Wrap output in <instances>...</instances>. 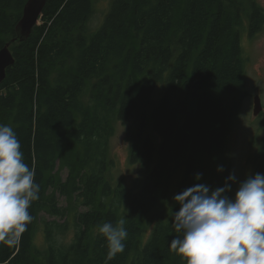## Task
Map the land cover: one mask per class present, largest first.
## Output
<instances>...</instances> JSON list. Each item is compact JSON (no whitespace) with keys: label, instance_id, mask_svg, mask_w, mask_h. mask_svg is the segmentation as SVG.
I'll return each instance as SVG.
<instances>
[{"label":"trees","instance_id":"1","mask_svg":"<svg viewBox=\"0 0 264 264\" xmlns=\"http://www.w3.org/2000/svg\"><path fill=\"white\" fill-rule=\"evenodd\" d=\"M26 2L0 0V50L16 36ZM43 14L26 40L12 43L14 63L0 83V123L13 127L40 185L26 230L14 243L0 239V264H186L169 250L179 205L172 199L167 211H153L162 199L157 165L189 154L172 198L195 183L224 186L229 162L218 172L193 153L226 154L244 90L242 33L262 29L264 8L257 0H110L94 29V0H48ZM137 109L148 116L129 131V162L148 172L134 190L109 181L107 171L112 122ZM251 143V175L264 173V136ZM60 197L73 203L72 219L41 218L62 217ZM147 218L150 233L140 242ZM120 219L126 248L109 261L96 227ZM41 223L44 244L36 248Z\"/></svg>","mask_w":264,"mask_h":264},{"label":"clouds","instance_id":"2","mask_svg":"<svg viewBox=\"0 0 264 264\" xmlns=\"http://www.w3.org/2000/svg\"><path fill=\"white\" fill-rule=\"evenodd\" d=\"M35 176L24 162L13 127L0 123V239L7 237V243H14L32 220L29 209L40 193ZM201 176L194 179L199 181ZM229 182H237L234 173L222 187L195 183L173 196L179 208L172 212L170 223L177 235L169 250L186 264H264V173L239 182L234 196L227 195L232 191ZM125 223L120 219L96 227L106 241L109 261L126 248Z\"/></svg>","mask_w":264,"mask_h":264},{"label":"rangeland","instance_id":"3","mask_svg":"<svg viewBox=\"0 0 264 264\" xmlns=\"http://www.w3.org/2000/svg\"><path fill=\"white\" fill-rule=\"evenodd\" d=\"M257 1L264 8V0ZM109 3L110 0H94V15L89 24L92 29L100 24L109 7ZM43 15H41L38 24L42 22L41 18ZM130 43L133 45L135 39H131ZM242 47L243 56L245 57L244 90L239 95L242 99L241 107L236 115L233 129L228 139L226 154L221 160H211L199 152L193 153L195 158L200 161L209 162L217 168L223 166L224 170L221 172L226 171V162H229L230 173L235 174L237 181L233 183L234 193L239 182H242L247 176L252 174V167L247 160L253 148V144L251 143L252 139H259L264 136V25L255 36H250L244 31L242 33ZM256 96L260 97L262 106L259 114L254 113ZM141 114L146 117L148 116L146 111L142 112L140 109H137L125 120L115 119L112 122L113 134L110 137L108 146V159L110 163L107 171V179L111 182L124 180L126 185L133 187L134 190L141 185L143 179L139 183H135V180L144 178L148 172L145 170L144 173L143 168L129 162V151L131 149V141L128 138L129 131L134 129L135 122ZM188 156V152H185L181 159L172 157L168 161L164 160L158 163L157 167L160 171L158 179H160L162 185L159 190V195L162 199L154 207L153 211H167L172 200V186L180 178L181 163ZM58 168H60V165ZM67 172V170L62 172L63 178H66ZM59 205L62 209V217H55L54 215L43 212L41 218L50 221H64L66 218L69 220L72 219L75 211L73 203L68 198L60 197ZM148 219L144 226L143 234L140 237V242L146 240L150 233L151 225ZM42 228L43 223L37 226L34 233L33 245L36 248H41L44 244ZM70 238L71 233L60 237L61 241H68Z\"/></svg>","mask_w":264,"mask_h":264},{"label":"water","instance_id":"4","mask_svg":"<svg viewBox=\"0 0 264 264\" xmlns=\"http://www.w3.org/2000/svg\"><path fill=\"white\" fill-rule=\"evenodd\" d=\"M48 0H27L23 15L16 26V36L0 50V83L6 77L7 69L14 63V56L10 49L13 42L26 40L33 28L39 23L43 10ZM262 110L260 97H255L254 113L259 114Z\"/></svg>","mask_w":264,"mask_h":264}]
</instances>
